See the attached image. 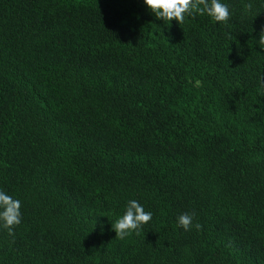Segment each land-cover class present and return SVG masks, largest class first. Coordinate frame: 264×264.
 Segmentation results:
<instances>
[{"label": "trees", "instance_id": "1", "mask_svg": "<svg viewBox=\"0 0 264 264\" xmlns=\"http://www.w3.org/2000/svg\"><path fill=\"white\" fill-rule=\"evenodd\" d=\"M221 2L0 0V264H264V0ZM130 200L152 220L119 239Z\"/></svg>", "mask_w": 264, "mask_h": 264}, {"label": "clouds", "instance_id": "2", "mask_svg": "<svg viewBox=\"0 0 264 264\" xmlns=\"http://www.w3.org/2000/svg\"><path fill=\"white\" fill-rule=\"evenodd\" d=\"M147 8L155 15L157 20L176 21L183 23L186 15H191L193 12L199 14H207L214 21L227 23L230 18V10L227 4L221 0H143ZM246 12H251L253 5L246 4ZM261 49H264V29L259 34V40L256 41ZM260 88L258 91L264 94V77L260 80ZM21 202L14 199L12 196L0 190V227L8 231L9 236H14V227L21 223ZM152 220V213L146 212L143 206L136 200H130L124 214L119 217L115 223H112V229L116 233V238L123 239L139 231L142 226ZM178 227L185 231L191 229L193 225V215L183 213L177 218ZM197 230L202 226L197 223Z\"/></svg>", "mask_w": 264, "mask_h": 264}]
</instances>
